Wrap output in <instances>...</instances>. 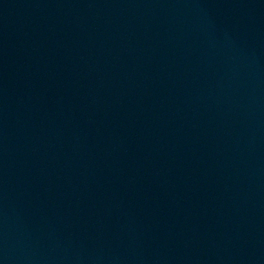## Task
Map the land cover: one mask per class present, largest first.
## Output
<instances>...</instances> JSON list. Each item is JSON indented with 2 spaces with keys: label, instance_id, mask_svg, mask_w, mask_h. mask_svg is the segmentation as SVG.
I'll return each mask as SVG.
<instances>
[{
  "label": "water",
  "instance_id": "obj_1",
  "mask_svg": "<svg viewBox=\"0 0 264 264\" xmlns=\"http://www.w3.org/2000/svg\"><path fill=\"white\" fill-rule=\"evenodd\" d=\"M0 264H264V0H0Z\"/></svg>",
  "mask_w": 264,
  "mask_h": 264
}]
</instances>
